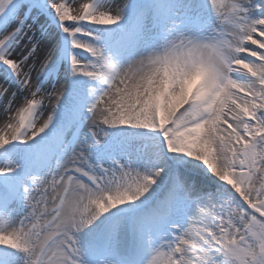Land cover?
Returning a JSON list of instances; mask_svg holds the SVG:
<instances>
[{
  "label": "snow or ice",
  "instance_id": "1",
  "mask_svg": "<svg viewBox=\"0 0 264 264\" xmlns=\"http://www.w3.org/2000/svg\"><path fill=\"white\" fill-rule=\"evenodd\" d=\"M0 264H264V0H0Z\"/></svg>",
  "mask_w": 264,
  "mask_h": 264
},
{
  "label": "rangeland",
  "instance_id": "2",
  "mask_svg": "<svg viewBox=\"0 0 264 264\" xmlns=\"http://www.w3.org/2000/svg\"><path fill=\"white\" fill-rule=\"evenodd\" d=\"M44 115H45V117H46V116L48 115V112H45Z\"/></svg>",
  "mask_w": 264,
  "mask_h": 264
},
{
  "label": "bare ground",
  "instance_id": "3",
  "mask_svg": "<svg viewBox=\"0 0 264 264\" xmlns=\"http://www.w3.org/2000/svg\"><path fill=\"white\" fill-rule=\"evenodd\" d=\"M119 2L123 3V0H119Z\"/></svg>",
  "mask_w": 264,
  "mask_h": 264
}]
</instances>
